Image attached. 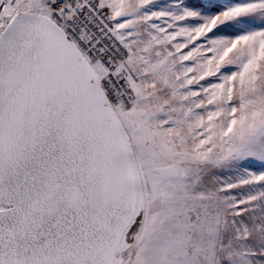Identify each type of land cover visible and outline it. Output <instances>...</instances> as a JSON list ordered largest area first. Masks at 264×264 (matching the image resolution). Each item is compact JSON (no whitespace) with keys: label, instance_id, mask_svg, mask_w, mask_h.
Returning a JSON list of instances; mask_svg holds the SVG:
<instances>
[{"label":"snow or ice","instance_id":"snow-or-ice-1","mask_svg":"<svg viewBox=\"0 0 264 264\" xmlns=\"http://www.w3.org/2000/svg\"><path fill=\"white\" fill-rule=\"evenodd\" d=\"M0 264H264V0H0Z\"/></svg>","mask_w":264,"mask_h":264}]
</instances>
